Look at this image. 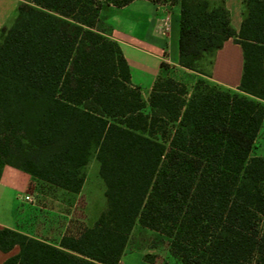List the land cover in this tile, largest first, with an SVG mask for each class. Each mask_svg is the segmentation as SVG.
<instances>
[{"label": "trees", "instance_id": "1", "mask_svg": "<svg viewBox=\"0 0 264 264\" xmlns=\"http://www.w3.org/2000/svg\"><path fill=\"white\" fill-rule=\"evenodd\" d=\"M134 0H31L0 39V180L10 166L78 195L92 160L118 198L105 231L66 233L59 247L0 228L4 264H120L137 224L169 239L175 264H264V0H245L239 33L224 5L180 4V66L199 72L234 39L238 91L186 86L161 65L149 96L132 84L105 7ZM170 264V263H167Z\"/></svg>", "mask_w": 264, "mask_h": 264}, {"label": "crops", "instance_id": "2", "mask_svg": "<svg viewBox=\"0 0 264 264\" xmlns=\"http://www.w3.org/2000/svg\"><path fill=\"white\" fill-rule=\"evenodd\" d=\"M209 1L217 4L224 2L231 25L239 33L244 20L245 0ZM23 2L24 0H0V39L2 30L13 24L18 8ZM112 13L110 25H107L110 30L108 33L111 34L109 36L121 46L130 66L132 84L140 87L146 102L157 78L162 75L163 63L170 65V76L186 86L189 96L201 78L218 88L238 91L243 76L244 53L242 46L234 39L226 41L217 52L205 55L198 64L199 72L180 66L179 3L156 4L148 0H134ZM256 155L264 157V122L256 140ZM86 184L87 180L81 193L75 195L6 166L0 180V228L16 230L59 247L62 237L66 234L62 209L76 207ZM26 194H34L44 206L23 203L18 199ZM32 208L44 210L41 221L32 215ZM54 217L61 219H58L62 222L60 226L56 221L54 227L55 222L51 221ZM19 251V247H16L9 253L0 252V264L16 256Z\"/></svg>", "mask_w": 264, "mask_h": 264}, {"label": "rangeland", "instance_id": "3", "mask_svg": "<svg viewBox=\"0 0 264 264\" xmlns=\"http://www.w3.org/2000/svg\"><path fill=\"white\" fill-rule=\"evenodd\" d=\"M30 1L31 0H24V2ZM159 4H165V2H160ZM115 9L117 8L112 6L105 7L100 15L101 19L98 27L108 35L111 34L108 33L110 30L107 25H110L109 20ZM204 80L207 81L206 83H210L208 80ZM198 81L195 86L198 84ZM210 84L213 85L212 83ZM86 174L87 184L83 194L78 198L76 207L73 206L71 209H62L63 217H61L63 218V225L66 227V233L71 232L78 235L94 229L106 231L112 219L114 211L112 204H114L118 195L108 188L105 173L101 170L100 164L95 157L92 158L86 170ZM35 199L36 203L31 205L40 206L41 203H39L37 196H35ZM43 211V209L32 208V215L36 216V218L41 221V219H43ZM58 219L60 218H51V221L55 222L53 224L55 225L54 227H56V221L59 222ZM61 223L62 222H59L57 225L60 226ZM167 263L175 264L174 258H172L170 254L169 239L137 224L130 236L120 264Z\"/></svg>", "mask_w": 264, "mask_h": 264}, {"label": "built area", "instance_id": "4", "mask_svg": "<svg viewBox=\"0 0 264 264\" xmlns=\"http://www.w3.org/2000/svg\"><path fill=\"white\" fill-rule=\"evenodd\" d=\"M20 201L23 203H28V204H35L36 199L34 194H26V195H21L18 198Z\"/></svg>", "mask_w": 264, "mask_h": 264}]
</instances>
